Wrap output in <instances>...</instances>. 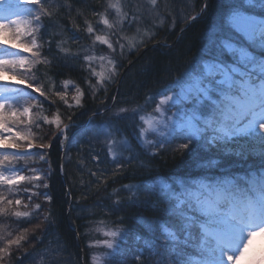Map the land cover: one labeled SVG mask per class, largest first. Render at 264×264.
Here are the masks:
<instances>
[{"label":"snow or ice","instance_id":"obj_1","mask_svg":"<svg viewBox=\"0 0 264 264\" xmlns=\"http://www.w3.org/2000/svg\"><path fill=\"white\" fill-rule=\"evenodd\" d=\"M125 2L105 0L104 11L93 12L103 29L98 30L91 21L84 20L83 31L91 46L73 52L64 47L67 41L59 40L55 44L58 51L53 53L52 40L42 35L44 18H52L62 7L70 12L71 4L23 0L35 8H21L14 0H0V217L20 221L30 220L35 214L40 219L39 203L32 205L31 212L20 210L21 206L29 207L17 198L20 192L30 193L29 203L41 195L51 202L47 193L34 190L41 187L34 183L42 179L38 170L27 167L28 161L35 157L44 159L45 154L33 152L34 148L51 146L35 144L32 127L39 128L41 121L54 125L61 137L59 144L65 148L74 113L67 117L68 124L63 123L59 109L49 119L40 97L49 100L57 96L70 110L82 108L85 98V91L76 86L70 103L68 81L62 82L63 91L54 90L55 81L50 75L54 61L68 63L79 60L83 54L82 67L89 73L85 81L95 100L101 89L107 95L109 86L118 83L117 57L122 59L153 42L157 30L164 27L167 15H171L170 12L160 15L161 4L166 7L169 0H146L145 5L137 0L127 10ZM207 7L205 3L198 13L186 15L184 20L196 21ZM145 12L155 14L149 23H145ZM175 23L173 16L171 27ZM133 26L135 32L129 35ZM206 40L202 59L176 76L157 94L158 98L148 95L143 104L116 108L113 96V116L98 125L94 135L103 136L113 177L129 169L134 173L146 169L145 157H155L177 140L180 143L173 151L216 149L222 155L230 154L241 160L252 157L254 167L239 177H203L179 181L175 186L153 177L151 182L124 184L121 189H114L117 195L113 207L105 209V215L118 211L125 202L159 213L137 218L135 240L139 246L133 258L138 264H144L145 260L149 264H264V0H225ZM97 44L106 46L107 54L98 55ZM97 62L108 66L106 74L96 71ZM92 77L96 78L95 83ZM45 82L49 85L47 89ZM149 105L151 111L146 110ZM121 119L131 121V136L119 126ZM21 161L25 166L17 167ZM219 165L220 159L211 158L202 160L199 166L212 169ZM97 168L100 169L99 163ZM89 172L99 183L107 184L105 169ZM26 184L31 187H24ZM42 186L47 188L48 184ZM121 190L126 193L124 197L119 195ZM44 221H49V216L45 215L41 223ZM95 223L94 231H102L106 239L90 243L89 247L102 246L108 264H123L120 259L126 251L123 245L131 231L124 217L118 215L117 222L101 219ZM27 231L14 235L0 228L3 242L0 264L11 257L13 246L17 249L23 246ZM100 259L93 254V264H99Z\"/></svg>","mask_w":264,"mask_h":264},{"label":"trees","instance_id":"obj_2","mask_svg":"<svg viewBox=\"0 0 264 264\" xmlns=\"http://www.w3.org/2000/svg\"><path fill=\"white\" fill-rule=\"evenodd\" d=\"M54 2L58 5L65 2L71 4V11L69 12L67 7H62L52 18H44L45 28L42 30V35L44 39L52 40V52L58 51L55 44L59 40L67 41L64 47L73 52L82 46H91V40L83 31L84 20L91 21L98 30L103 29L104 26L98 23L99 17L94 16L93 12L104 11L105 0H54ZM139 2L142 5L146 4V0H139ZM135 3L137 0H126V10ZM205 3L208 7L196 21L184 20L186 15L198 13ZM224 4L225 0H169L166 7L161 4L160 15L171 13L167 15L164 27L157 30L158 34L153 42L141 47L138 51L127 53L122 59L117 57L120 61L118 83L109 86L107 95L101 89L95 100L92 99L85 81L89 73L82 67L83 54L79 60H69L68 63L62 60L54 61L50 70V75L56 85L54 90L63 91L65 86L62 82L68 81L67 98L70 103H73L72 96L75 94V87H81L85 91L84 106L82 108L73 107L70 110L57 96H51L49 100L40 97L46 109L45 114L52 119L53 114L59 109L63 123L68 124L67 117L74 113L72 122H76L77 127L81 128L71 137L67 147L62 148L59 144L61 137L54 125L41 121L39 128L32 127L33 142L35 144L50 143L51 146L34 148L33 152L45 154L44 159L35 157L34 160L28 161L27 167H34L38 170L42 179L34 183L40 184L41 187L34 190L47 193L51 197V202L45 201L41 195L38 199L33 197L32 202L29 203L27 197L30 193L20 192L17 198H20L22 203L29 204L27 209L21 206L20 210L31 212L33 211L32 205L39 203L41 205L40 219L37 220L35 214L30 220L20 221H17L15 217H0V228L11 231L14 235L28 229L27 239L22 241L23 246L19 249L13 246L12 255L6 257L4 264H93V254L101 257L99 264H108L103 257L106 249L102 246L90 248L89 244L106 239L102 231H94L97 227L95 222L101 219L117 222L118 215L124 217L131 229L127 243L123 245L126 250L125 254L120 259L123 264H138L133 258V253L139 246L135 240L136 229L139 227L137 218L159 215V213L125 202L120 205L118 211L105 215V209L113 207V201L117 195L114 189H121L124 184L151 182L153 177L172 183L174 186L179 181L196 180L203 177L217 178L223 175L239 177L246 175L248 170L254 167L252 157L241 160L230 154L222 155L216 149L205 151L197 148L196 151L183 153L182 150L173 151L180 143L177 140L169 148L161 150L155 157H145L148 164L146 169L137 170L135 173L129 169L113 177L111 175L113 165L111 157L106 153L103 136L94 135L98 125L113 116L115 110L113 96H116V108L130 107L136 103L143 104L146 96L157 97V94L162 93L176 76L202 59L207 43L206 36L213 28ZM173 16L176 20L175 27H171ZM145 18V23H149L155 18V14L145 12ZM77 26L80 30H77ZM134 32L135 26L128 34L132 35ZM74 38H79L78 42ZM147 48L148 50L138 59ZM95 51L99 55L101 52L107 54L108 50L106 46L97 44ZM45 52H48L47 46ZM132 62L134 63L127 70L121 88L118 89L122 73ZM107 68V65L101 66L99 62L96 64L98 72L102 71L106 74ZM95 80L96 78L92 77L93 83ZM48 87V83L45 82V89ZM33 95L38 94L33 93ZM101 100H105L106 103L102 104ZM151 107L152 105L147 106L146 110ZM105 109L108 111L100 114ZM130 123L131 121L127 119L119 121V126L129 136L133 132L132 127L129 126ZM77 127H73L68 132L69 136ZM133 143L135 144V141ZM93 156H97L98 160H93ZM211 158L220 159V165L212 169L199 166L202 160ZM98 163L100 169L106 170L107 184L99 183L90 175L89 169L100 170L97 168ZM255 163L258 164L259 160L257 159ZM61 165H63V170H61ZM24 166V161L17 165V167ZM25 174L31 175L32 173L26 172ZM44 177L47 179L45 180ZM45 182L48 184L47 188L42 186ZM23 186L31 187L27 184ZM119 195L124 197L126 193L121 190ZM45 215L49 216V221L41 223ZM38 223L40 227L37 228L35 225ZM2 246L3 242H0V247ZM144 264H149V261L145 260Z\"/></svg>","mask_w":264,"mask_h":264},{"label":"rangeland","instance_id":"obj_3","mask_svg":"<svg viewBox=\"0 0 264 264\" xmlns=\"http://www.w3.org/2000/svg\"><path fill=\"white\" fill-rule=\"evenodd\" d=\"M14 2L18 3L21 8H34V6H35V5L24 4L23 0H14ZM198 61H200V60H198ZM198 61H196V62H198ZM147 111H151V109H148ZM68 136H69V134H68Z\"/></svg>","mask_w":264,"mask_h":264},{"label":"water","instance_id":"obj_4","mask_svg":"<svg viewBox=\"0 0 264 264\" xmlns=\"http://www.w3.org/2000/svg\"><path fill=\"white\" fill-rule=\"evenodd\" d=\"M148 50V48L147 49H145L142 53H141V55L138 57V59L141 57V56H143V54L146 52ZM132 65V64H131ZM130 65V66H131ZM129 66V67H130ZM125 74H126V71H124V73H123V75H122V77H121V80H120V83H119V87L121 86V84H122V81H123V78H124V76H125ZM73 126H76V123H71V126L67 129V130H69L71 127H73Z\"/></svg>","mask_w":264,"mask_h":264}]
</instances>
